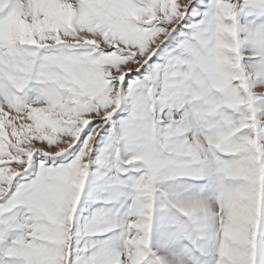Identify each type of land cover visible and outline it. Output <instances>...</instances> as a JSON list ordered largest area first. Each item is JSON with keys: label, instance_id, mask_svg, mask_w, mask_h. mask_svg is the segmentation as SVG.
I'll list each match as a JSON object with an SVG mask.
<instances>
[{"label": "snow or ice", "instance_id": "6c2138e0", "mask_svg": "<svg viewBox=\"0 0 264 264\" xmlns=\"http://www.w3.org/2000/svg\"><path fill=\"white\" fill-rule=\"evenodd\" d=\"M264 0H0V264H264Z\"/></svg>", "mask_w": 264, "mask_h": 264}, {"label": "rangeland", "instance_id": "374dc122", "mask_svg": "<svg viewBox=\"0 0 264 264\" xmlns=\"http://www.w3.org/2000/svg\"><path fill=\"white\" fill-rule=\"evenodd\" d=\"M258 92L264 91V89H257Z\"/></svg>", "mask_w": 264, "mask_h": 264}]
</instances>
